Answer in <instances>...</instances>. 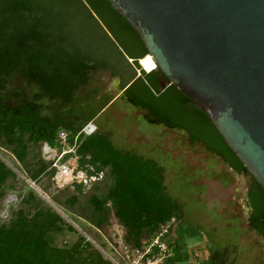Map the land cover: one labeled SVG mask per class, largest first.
Returning <instances> with one entry per match:
<instances>
[{"label": "trees", "instance_id": "1", "mask_svg": "<svg viewBox=\"0 0 264 264\" xmlns=\"http://www.w3.org/2000/svg\"><path fill=\"white\" fill-rule=\"evenodd\" d=\"M146 54L136 33L107 0H0V154H8L14 169L34 186L38 176L51 181L50 162L32 151L45 145L59 152L57 133L65 131L78 166L90 165L104 176L107 171L110 183L102 195L90 194L80 206L76 196L60 201L36 187L38 192L63 211L76 213L91 229H103L111 213L124 230L127 248L140 247L142 238H153L159 226L181 219L180 205L163 185L162 168L115 148L98 130L80 134L73 142L82 125L56 110L45 114L42 99L55 102L57 109L64 107L87 84L89 73L107 72L121 82L119 98L143 112L147 122L183 132L190 144L218 158L233 174L244 170L204 112L168 85L156 67L135 76L128 61L136 65ZM244 173L249 176L246 222L264 239V191ZM14 178L0 160V199L3 187ZM25 188L20 207L0 225V264H111L81 236L69 248L51 246V234L73 228L33 189ZM197 234L182 230L171 243L165 241L173 256L164 263L186 262L184 240Z\"/></svg>", "mask_w": 264, "mask_h": 264}, {"label": "rangeland", "instance_id": "2", "mask_svg": "<svg viewBox=\"0 0 264 264\" xmlns=\"http://www.w3.org/2000/svg\"><path fill=\"white\" fill-rule=\"evenodd\" d=\"M128 63L135 75L136 72L140 74L139 63L137 66ZM120 84L119 79L110 78L107 72L96 71L88 74L87 84L79 88L64 107L57 109L55 102L46 99L40 103L45 114L56 110L61 117H71L74 125L83 127L89 123L95 130L108 135L115 148L154 161L162 168L166 192L181 209L179 221L172 219L159 226L158 231L160 227L163 229L162 239L171 243L176 233L182 230L198 233L184 240L187 260L183 264H202L205 259L208 264H264V243L246 223L248 208L244 190L249 176H236L218 158L198 145L190 144L183 132L147 122L143 112L119 98ZM45 151V146L40 145L32 152L46 162ZM0 160L15 176L2 189L0 225L6 224L20 207V198L27 186L73 228L68 231L62 227L60 233L51 234V246L69 248L81 236L111 264L146 263L145 257L139 261L137 258L151 238H142L138 248H127L122 240L124 230L111 213L103 229H91L76 213L70 209L69 213L63 211L62 206L52 204L36 188L60 201L76 196L80 206L90 194L99 196L104 193L110 183L107 171L98 184L76 191L71 185L55 188L45 175L38 176L34 186L14 169L8 154L4 157L0 154ZM105 205L109 208L108 203ZM81 229H85V233ZM214 250L218 251L217 255L213 254ZM164 261L154 264H166Z\"/></svg>", "mask_w": 264, "mask_h": 264}, {"label": "water", "instance_id": "3", "mask_svg": "<svg viewBox=\"0 0 264 264\" xmlns=\"http://www.w3.org/2000/svg\"><path fill=\"white\" fill-rule=\"evenodd\" d=\"M107 2L264 191V0Z\"/></svg>", "mask_w": 264, "mask_h": 264}, {"label": "built area", "instance_id": "4", "mask_svg": "<svg viewBox=\"0 0 264 264\" xmlns=\"http://www.w3.org/2000/svg\"><path fill=\"white\" fill-rule=\"evenodd\" d=\"M138 62L139 61H137V63ZM151 62L154 64L152 59ZM154 68L155 64L150 71L154 70ZM140 71L143 72L144 70L140 68ZM94 131L95 129L93 126H91L89 123L85 124L83 127H81L78 134L73 138V142H75V139L78 135L82 134L83 136H89ZM67 135L68 134L65 131H59L57 133V142L61 146L59 152L55 148H49L48 146L44 145L46 148V161L50 162V169H53L54 171L51 181L54 187L57 189L72 184L88 189L94 184L102 181L104 173L103 171H96L90 165H84L83 168L78 166L77 159L73 155V144L70 146L66 143ZM68 154L70 156L64 158V156ZM162 236L163 229L160 227V230L157 232V234L144 246V251L138 256L137 260L139 261L141 258L145 257V264H154L160 260L170 259L173 256V253L167 247V244L162 239Z\"/></svg>", "mask_w": 264, "mask_h": 264}, {"label": "bare ground", "instance_id": "5", "mask_svg": "<svg viewBox=\"0 0 264 264\" xmlns=\"http://www.w3.org/2000/svg\"><path fill=\"white\" fill-rule=\"evenodd\" d=\"M138 63L145 72H150V70L154 67L149 55L145 56L142 60H139Z\"/></svg>", "mask_w": 264, "mask_h": 264}, {"label": "crops", "instance_id": "6", "mask_svg": "<svg viewBox=\"0 0 264 264\" xmlns=\"http://www.w3.org/2000/svg\"><path fill=\"white\" fill-rule=\"evenodd\" d=\"M138 74H139V73H138V72H136V75H135V76H138ZM246 223H247V222H246ZM182 264H183V263H182Z\"/></svg>", "mask_w": 264, "mask_h": 264}, {"label": "flooded vegetation", "instance_id": "7", "mask_svg": "<svg viewBox=\"0 0 264 264\" xmlns=\"http://www.w3.org/2000/svg\"><path fill=\"white\" fill-rule=\"evenodd\" d=\"M245 174V173H244ZM246 175V174H245ZM247 185V184H246ZM246 193V192H245ZM247 219V218H246Z\"/></svg>", "mask_w": 264, "mask_h": 264}]
</instances>
